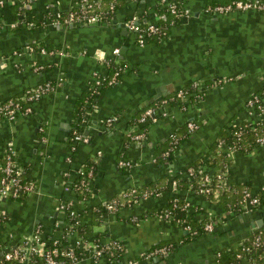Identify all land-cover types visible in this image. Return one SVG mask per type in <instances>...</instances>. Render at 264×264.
<instances>
[{"label":"crops","instance_id":"obj_1","mask_svg":"<svg viewBox=\"0 0 264 264\" xmlns=\"http://www.w3.org/2000/svg\"><path fill=\"white\" fill-rule=\"evenodd\" d=\"M160 1L126 0L106 22L60 26L44 20L45 7L64 12L73 0H0V104L43 81H61L32 103L29 114L0 122V167L10 148L22 177L34 185L19 199L0 197V213L6 218L0 223V253L36 231L41 240H62L68 221L62 209L66 200L85 225L88 241L99 236L100 243L122 242L124 250L111 264H164L163 260L167 264H216V252L235 249L244 234L248 237L254 226L264 223L263 205L228 216L226 199L222 209L215 200L183 184L178 189L166 188L173 181L186 180L190 164L197 163L201 173L213 175L217 166L209 160L217 150V140L232 126L251 120L245 103L264 89V14L211 15L204 9L215 0H184L190 15L172 25L163 42L149 41L140 47L124 22L133 15L142 22L151 21L156 14L153 7L161 6ZM33 44L51 54L24 51ZM17 50L21 54L13 55ZM100 58L122 61L130 69L117 84L94 93L90 102L95 108L81 124L80 134L87 142L73 143L75 110L92 88V72L106 71ZM33 62L43 64V69L33 70ZM219 79L220 83L215 82ZM193 81L204 84L201 101L189 103L185 111L168 106L170 116L149 125L142 141L130 140L128 129L145 107ZM112 116L115 120L106 123ZM188 120L198 123L189 135ZM173 133L180 142L170 161L160 162V153L169 147ZM225 155L228 189L233 193L244 187L256 194L264 191V144ZM89 161L93 166H89L87 195L79 200L76 193L63 188L77 178L78 169H87ZM119 161H129L130 166H118ZM151 186L161 188L159 196L129 204L122 200L117 211L96 215V208L124 191ZM174 196L188 204L182 216L199 224L217 216L222 221L211 233L188 237L177 221L153 215ZM64 238L70 243L75 236ZM165 245L173 247L167 257L148 256L152 249ZM90 263V255L85 254L76 264Z\"/></svg>","mask_w":264,"mask_h":264},{"label":"built area","instance_id":"obj_2","mask_svg":"<svg viewBox=\"0 0 264 264\" xmlns=\"http://www.w3.org/2000/svg\"><path fill=\"white\" fill-rule=\"evenodd\" d=\"M183 0H161V7H165L166 11L161 14H155L151 21H141V18L133 15L126 19L124 26L127 30L132 32L135 36V41L138 46H145L149 39L156 37L162 42L167 38L166 32L159 26L158 21L166 20L167 15H173L177 19L182 17H188L190 11L184 4H180ZM103 0H73V5L66 11L62 12L58 9H49L50 6L45 7V21L53 25L66 26L70 24H98L106 22L111 18L114 10V5L109 2L105 9L102 8ZM23 2L20 4V7ZM204 11L211 15L227 14L233 11H255L264 14V0H229L224 4H207ZM31 26V24H28ZM170 25H174L170 21ZM24 51L31 53L37 52L41 55L51 54L45 48L38 44L26 45ZM114 54L117 50H113ZM13 55H20V51H14ZM100 63H104L105 59L100 58ZM33 70L43 69V64L32 63ZM104 65V64H103ZM128 70L126 66L117 67L116 71L111 75L105 73L92 72V86L93 91L105 86H113L119 81V77ZM119 75V77H117ZM222 80H216L220 83ZM60 79L57 81H43L34 85L33 87L23 90L18 96L6 99L0 104V122L1 121H13L19 115H27L31 112V105L33 102L39 100L43 95L51 93L55 87L60 86ZM214 82V83H215ZM204 84L201 81H193L185 88L178 89L168 97L160 99L159 101L152 103L145 107L139 115L135 118L133 123L128 129V136L131 141L140 142L144 139L147 133V127L154 124L160 118H165L171 115L166 110L170 105L177 106L179 110L185 111L189 103H195L201 101L204 97ZM89 107L85 109L82 116H86L90 109H94L95 105L88 103ZM88 110V111H87ZM245 110L250 116L251 120L243 123V126H239L234 132V142H226L223 139L217 140L216 153L220 152V149L225 153L227 152H241L246 151L254 145L264 144V89L260 92L252 94L245 103ZM85 118L82 119L83 124ZM115 120V116L106 119V123H110ZM198 128V123L193 120L186 122V134L193 133ZM249 130L253 134V144L247 143L244 149L241 148L239 142L245 145V130ZM72 142L86 143L87 137L74 131L72 136ZM179 137L173 133L170 137L169 148L162 153L163 157H166L170 152L174 151L179 144ZM12 151L8 148L3 156V163L0 167V197L16 199L20 195H26L34 188L33 183L21 181L22 171L13 160ZM214 154L211 155V158ZM118 166L129 167V161H119ZM217 173L213 175L203 174V176L197 181L195 187L191 186V189L197 193L209 197L211 194L217 196L220 190H227V161L224 163V168L216 169ZM196 171L193 167L186 169V181L196 179ZM91 177V169H78L77 178L72 180L68 184L65 183V192H81L87 191L88 180ZM215 181V185L212 182ZM175 181H173V184ZM160 191L156 189H146L139 192L137 187L130 188L128 191H124L119 194V197L112 199L107 203H104L102 211L106 213H112L121 208L123 205L122 200L125 203H132L139 200H145L150 197H156L160 195ZM240 198L237 200L236 209H228V216L235 214L234 212L245 211L248 208L264 206V197L254 193L248 187H244L240 191ZM62 209H64L70 218H75L73 224L68 225V229L64 236H70L74 234L75 238L70 243H63L59 239H50L44 241L40 239L37 231L30 236L24 238L19 245L15 246L9 251L0 253V264H6V261L16 259L18 264H26L31 258H37L38 264H76L81 257L85 254H89L91 257L90 264H111V262L124 250L123 244L119 240H109L105 243H100L98 240L84 239L82 236H78L76 231L73 230L74 226H77L79 219L77 214L71 209V201L66 200ZM188 208V204L177 196L170 199L169 203L163 209L153 213L159 219L174 220L177 221L185 230L188 237H197L207 233H211L218 223L222 221L220 216L208 221H204L196 226L190 224L189 218L182 216V212ZM1 219V217H0ZM64 236L62 238H64ZM172 245H165L152 249L148 256L153 254H164L172 251ZM224 253L234 254V261L227 263L222 262V255ZM216 264H264V225L257 227L251 232V234L243 239L238 246L231 251H218L214 255ZM34 262V261H33ZM10 264V263H8Z\"/></svg>","mask_w":264,"mask_h":264},{"label":"trees","instance_id":"obj_3","mask_svg":"<svg viewBox=\"0 0 264 264\" xmlns=\"http://www.w3.org/2000/svg\"><path fill=\"white\" fill-rule=\"evenodd\" d=\"M125 1L126 0H103L102 8L105 9L106 6H107V4L109 2H112L113 5H114V10L116 11V9H118L119 7H121L125 3ZM183 1L182 2H179V3L182 5L183 4ZM228 1L229 0H215V1H213L212 4H224V3H227ZM153 8H154V11H156L155 12L156 14H161V13H164L166 11V8L165 7H161L159 5H156ZM170 21H172L173 24H176L179 21V19H177L173 15L168 14L166 20L158 21L159 26L166 32L167 35L169 34V30L171 28ZM147 41L148 42L149 41H155L157 43H161L162 42L161 40H158L156 37H152L151 39H149ZM103 64H104V67L106 69V71H105V74L106 75H111L113 72L116 71V68L117 67L126 66L128 69H130V66L127 63H124L122 61H115V60H111V59H105V62ZM117 77H119V75ZM98 90H100V88H98L95 91H93V86H92V88L86 93V97H85L84 102L88 101V103H91L90 100L93 98L94 93H97ZM84 102L81 101L77 105L76 110H75V114H74L75 115V120H76V122L74 123L76 125L75 132H77V133H80L82 131L81 122H82V119L85 118L82 115H83L86 107H88V103L85 104ZM239 126L242 127L243 126V123H241L240 125L232 126L230 128V130L227 133H225L224 136L220 137L219 139H223L226 142L233 143L234 142L233 132ZM244 135H245V138H246L245 145H244V141H243V143L239 142V145L241 146L242 149H244L246 147L247 143L253 144V142H254L253 134L248 129L245 130V134ZM216 145H217V142H216ZM240 151L242 152L243 150H240ZM161 153H160V159H159L160 162H163L164 160H169L170 161V158L172 157V151L166 157H162L161 156ZM209 162L212 165H216L217 166V169L224 168V163L226 162L225 152H223V150H221V149H220V152H218V153L214 152V157L211 158L209 160ZM86 164L88 165L86 168H91L89 166H93V164L90 163V161L89 162H86ZM188 167H193L196 171L198 170V164L197 163L188 165L186 167V169ZM217 172L218 171H215V173H217ZM203 174L204 173H201L200 171L197 172L196 179L192 180V182L191 181H186L185 179H182L180 181L176 180V182L174 184L172 182H171L172 184L171 183L170 184L167 183L168 185H166L167 186L166 188H169V187L173 188L174 187V188L178 189L180 187V185L183 184V186L185 188H190L191 189V186L192 187H195L196 186L197 181H199V179L203 176ZM21 181L23 183L26 182L23 177H22ZM180 182H181V184H180ZM212 185L213 186L215 185V181L212 182ZM138 189H139V192H142V191H144L146 189H148V190L149 189H156V190H158V191L161 192V188H159L157 186H151L149 188L148 187H141V188H138ZM240 194H241L240 192H234L233 193V191H231L230 189H227V190H220L219 191V194L217 196H214L213 194H211L208 198H210L211 200H215L216 203L221 208H222L223 200L226 199L225 205L224 204L223 205H224V210H228V209H236L237 200L240 198ZM76 195H77V198L80 200V199H83L85 197V195H87V193L84 192V191H81V192H76ZM259 195L261 197H264V191L260 192ZM23 196H25V195H20L16 199H19V198H21ZM237 196H238V198L234 202H232V203L229 202L230 201V197H237ZM7 198L8 199H11V197H7ZM226 207H227V209H226ZM95 213H96V215L98 217H101V216H104V214H107L106 212L102 211V207L96 208L95 209ZM65 214H66V218L68 219L67 226H66V228H64L65 229V232H66V230L69 227L68 225L73 224V221L75 220V218H70L67 213H65ZM0 217H1L0 223L4 222L6 218L1 213H0ZM189 222H190V224H192L194 226H196V225L199 224L198 221L191 220L190 217H189ZM79 223H78L77 226H74L73 230L76 231V234L78 236H82L84 239H88V237L86 236L85 225L83 224L84 225L83 226L81 222H79ZM91 239L98 240V241L100 240L99 236H91ZM50 241L51 240H49V243H50ZM62 242L67 244V242L65 241V238L62 239ZM234 260H235L234 254H232V253H224L222 255V262L227 263L229 261H234ZM8 263H10V264H18L16 259H11L9 261H6V264H8ZM38 263H39V261H38L37 258H35V259L34 258H31L27 262V264H38Z\"/></svg>","mask_w":264,"mask_h":264},{"label":"water","instance_id":"obj_4","mask_svg":"<svg viewBox=\"0 0 264 264\" xmlns=\"http://www.w3.org/2000/svg\"><path fill=\"white\" fill-rule=\"evenodd\" d=\"M69 26H81L80 24H70ZM58 27V26H57ZM161 97H157V98H155V100H158V99H160ZM154 100L152 99L150 102H153ZM260 225H258V226H254V228H253V230H255L257 227H261V226H263L264 225V223L261 221L260 223H259ZM252 230V231H253ZM247 236H246V234H244L243 235V239H245ZM171 252H167V253H164V254H162L161 255V257H167L169 254H170ZM163 262H164V264H167L166 262H165V260H163ZM138 264V263H137Z\"/></svg>","mask_w":264,"mask_h":264}]
</instances>
